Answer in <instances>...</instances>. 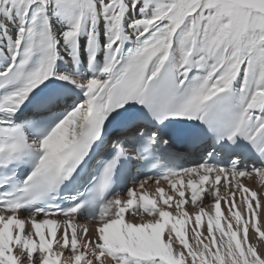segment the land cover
<instances>
[{"label":"snow or ice","instance_id":"snow-or-ice-1","mask_svg":"<svg viewBox=\"0 0 264 264\" xmlns=\"http://www.w3.org/2000/svg\"><path fill=\"white\" fill-rule=\"evenodd\" d=\"M254 177L264 0H0V264H264Z\"/></svg>","mask_w":264,"mask_h":264},{"label":"bare ground","instance_id":"bare-ground-1","mask_svg":"<svg viewBox=\"0 0 264 264\" xmlns=\"http://www.w3.org/2000/svg\"><path fill=\"white\" fill-rule=\"evenodd\" d=\"M145 179H149V178H147V177H144V176H139L138 177V181H142V180H145ZM149 180H152L153 182L152 183H149V184H147L146 185V188H147V190H149V191H153L154 189H155V187H156V184H155V182H154V179H149ZM245 184H247L249 187H251V188H253V189H255V190H260V191H264V186H262L261 185V183H260V181L257 179V178H253L251 181H249L248 179H245L244 181H243ZM132 183V181L130 180L129 181V185ZM254 185H255V187H254ZM131 186V185H130ZM161 186H165L166 187V185L164 184V182L163 181H161ZM222 191H224L223 190V188L221 187V194H223V192ZM190 205V204H189ZM188 208V211L189 212H191L190 210H189V206L187 207ZM222 208H223V203H222ZM25 215H26V213H25ZM134 218V217H133ZM133 218H130V219H133ZM77 223L83 228V227H87L88 229H89V236H91L92 235V229H93V222L91 221V220H84V219H81V220H79V221H77ZM206 224V223H205ZM253 239H255V238H253ZM257 241V240H256ZM255 242V241H254ZM258 242V241H257ZM264 242V241H263Z\"/></svg>","mask_w":264,"mask_h":264},{"label":"rangeland","instance_id":"rangeland-1","mask_svg":"<svg viewBox=\"0 0 264 264\" xmlns=\"http://www.w3.org/2000/svg\"><path fill=\"white\" fill-rule=\"evenodd\" d=\"M130 185H131V184H130ZM130 185H129V186H130ZM254 187H255V185H254ZM222 192H223V191H222ZM209 202H210V201H207L206 203H209ZM188 206H189V210L191 209V210H190L191 212L195 211V209H193V208L191 207V205H188ZM188 206H187V207H188ZM127 218L130 219V218H133V217H132V216H128ZM205 223H206V221H205ZM254 241H255V242H254ZM252 243H254V244H257V243H259V244H264L263 241H258V242H257L256 239H252ZM66 255H67V254H66Z\"/></svg>","mask_w":264,"mask_h":264}]
</instances>
